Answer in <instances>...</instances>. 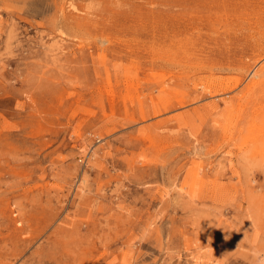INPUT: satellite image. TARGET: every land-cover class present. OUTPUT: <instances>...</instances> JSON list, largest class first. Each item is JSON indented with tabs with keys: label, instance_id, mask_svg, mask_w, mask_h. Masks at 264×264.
<instances>
[{
	"label": "rangeland",
	"instance_id": "rangeland-1",
	"mask_svg": "<svg viewBox=\"0 0 264 264\" xmlns=\"http://www.w3.org/2000/svg\"><path fill=\"white\" fill-rule=\"evenodd\" d=\"M0 264H264V0H0Z\"/></svg>",
	"mask_w": 264,
	"mask_h": 264
},
{
	"label": "bare ground",
	"instance_id": "bare-ground-1",
	"mask_svg": "<svg viewBox=\"0 0 264 264\" xmlns=\"http://www.w3.org/2000/svg\"><path fill=\"white\" fill-rule=\"evenodd\" d=\"M253 126V125H252ZM247 136V135H246ZM260 136V135H259ZM237 138V137H236ZM259 140V139H258ZM259 143V142H258ZM258 148V147H257Z\"/></svg>",
	"mask_w": 264,
	"mask_h": 264
}]
</instances>
